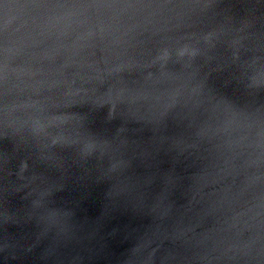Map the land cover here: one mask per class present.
<instances>
[{"label": "water", "instance_id": "1", "mask_svg": "<svg viewBox=\"0 0 264 264\" xmlns=\"http://www.w3.org/2000/svg\"><path fill=\"white\" fill-rule=\"evenodd\" d=\"M0 264H264V0H0Z\"/></svg>", "mask_w": 264, "mask_h": 264}]
</instances>
